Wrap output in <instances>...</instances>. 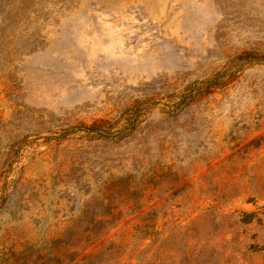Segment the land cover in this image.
<instances>
[{
	"label": "rangeland",
	"instance_id": "1",
	"mask_svg": "<svg viewBox=\"0 0 264 264\" xmlns=\"http://www.w3.org/2000/svg\"><path fill=\"white\" fill-rule=\"evenodd\" d=\"M264 264V0H0V264Z\"/></svg>",
	"mask_w": 264,
	"mask_h": 264
},
{
	"label": "trees",
	"instance_id": "2",
	"mask_svg": "<svg viewBox=\"0 0 264 264\" xmlns=\"http://www.w3.org/2000/svg\"><path fill=\"white\" fill-rule=\"evenodd\" d=\"M5 264H16L15 262H11L10 260L7 261Z\"/></svg>",
	"mask_w": 264,
	"mask_h": 264
}]
</instances>
